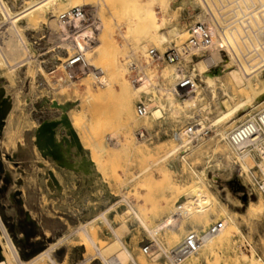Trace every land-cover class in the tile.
<instances>
[{"label": "bare ground", "instance_id": "1", "mask_svg": "<svg viewBox=\"0 0 264 264\" xmlns=\"http://www.w3.org/2000/svg\"><path fill=\"white\" fill-rule=\"evenodd\" d=\"M64 1L68 3L65 9H62L63 11L60 12L61 8L59 6ZM81 1L31 0L25 5L23 4L24 6L23 8L21 7V10H15L11 5L9 6L7 4L6 0H0V15L2 16L0 35L1 33L8 32V35L11 36L10 40H12L4 48L2 36H0V69L6 68L9 71L8 74L12 75V80L17 74V67L21 65H27L29 73L33 77H35L38 71L47 78L52 76V73H48L41 65L35 68L32 67L31 63L36 58L25 35V30L29 27L33 28L34 22L39 24L41 21L47 19L48 11L52 13L48 21L53 26V30L49 36L54 44L69 51V55L83 54L86 65L94 68L91 75H89L92 80H88L86 77L80 79V81H84L86 92L89 95L84 99L78 98L72 102H60L58 104L59 101H57V105L59 106H56L61 111L60 114L47 119L35 127L34 142L43 158L50 157V159L52 158L62 168H71L82 175L91 177L94 172L92 169L94 162L83 156L82 144L84 147L90 146L89 148L92 149L93 153H98L97 155H99L108 152L110 147L108 144L111 141V145L117 151V154L118 152L130 150L140 160L141 165L140 163L139 165L141 167L132 176V180L137 181V185L147 191L150 187L157 184L156 174L159 175L162 182L165 181L171 184V174L174 171L166 168L165 166L167 164L179 162L182 165H186L182 161L181 155L179 156L181 147L175 145V143L168 148L167 142L163 141L158 144L156 143V148H150L148 143L152 139L153 131L158 132V129H155L161 120L171 118L175 121L181 120V122L187 123L197 122L201 125H205L206 120H210L211 128H216V130L214 131V135L212 134L213 136L209 137L208 141L213 142L216 137L218 139L217 143L212 147L213 155H211V159L218 157V152L223 149L220 146L222 143L224 150L227 147L230 151L224 152L228 165L236 158L238 159L237 162H239L241 170L248 177L253 178L255 175L254 169L258 168L261 173V178L264 181V126L261 125L260 133L257 137L250 139L249 142L239 147L232 146L228 141V134L233 128H236L245 120H254L257 113L264 109V69L262 68L264 66V12L260 14L253 13L250 10L253 0H224V31L219 34L216 33L212 24H207L205 11L208 8L205 6L204 0H193V2L186 0V5L190 7L189 11L196 14L197 18L195 22L207 24L211 29L212 43L207 49H203L198 44L189 46L191 55L197 57L194 61V73L192 76H202L203 78L205 77L204 79L208 78L209 85L199 87L193 96L188 95L183 98H179L173 92V88L177 78L185 74V70L192 68L189 64H184V67H181L182 69L172 68L173 70L170 72L163 70L162 73L168 78L169 82L164 84L160 81L159 85L155 83V80L159 79L160 75L153 72L150 68L151 62L153 64V61H155L150 57L151 50H157L156 48L160 50L161 47L166 45L169 47L174 43L181 45L191 37V31L189 29H181L177 23H173L165 15V12L170 7L169 0H125L132 15L131 23L128 25L127 31L121 34L128 41L132 40V37L134 38L132 40L134 42H130L133 44V47L129 54L124 50V46L118 44L115 32L112 31L110 26L111 21L108 22L109 19L97 20V23L95 22L94 25L89 24L84 27H82L81 19L76 16H71L65 22L60 20V16L63 13H68L75 7H82L80 6ZM110 1L102 0L101 3L95 4V9L99 16L104 14V6H107V3ZM209 1L213 7L212 9L215 12L218 11L219 4L222 0ZM235 4L237 5L235 6ZM156 7L164 11L161 18L158 16ZM235 8L239 11L238 14L242 15V18L235 24L230 25L226 22L227 19L225 18L228 17L226 15L229 11ZM110 10L114 16V11L117 10L116 7L110 8ZM23 20H27V25L21 23ZM221 49H224V58L219 52ZM138 53L143 56L147 64L144 66V69L142 68L141 74L133 76L134 82L137 85L134 83V85L131 84L132 86H130L127 79V71L128 69L131 70L133 55ZM126 60L129 61L126 63ZM221 61H224V73L222 76L216 78L215 73H209V69L212 65H216ZM259 64L261 65L258 66ZM182 70L183 72H181ZM52 78L54 77H51L50 83L55 93L71 86H75V90H78L75 82L63 83L60 81V77L54 78V81H51ZM33 85L35 84L32 82L31 92ZM8 88L6 81H4V75L0 71V117H9L8 119L10 120L17 102L22 103L23 101H28L31 93L24 94L23 92H19L17 95H13L15 92L13 94L11 92L10 94ZM114 95L122 99L120 115L125 110L128 111L126 109L127 105L131 104L134 98L143 99L150 113L145 117L146 121L141 125L140 129L146 131L148 136L140 139L136 137V131L134 134L125 131L126 127L135 122L138 123V118H131L130 121L121 123L120 128H117L118 130H110L113 122L106 111L107 106L105 105L108 99L111 96L114 97ZM79 106L83 107L81 111L75 112L74 110L71 115L69 114L68 109L70 107L76 108ZM213 113H215L213 117H208V114ZM9 120L6 121V124L10 122ZM201 125L197 127V130H200ZM132 128L134 127L132 126ZM61 130L66 131V135L62 137L63 139L59 135ZM122 131L123 138L120 135ZM80 132L84 134L83 140L82 138L80 139ZM5 133L7 134V130H5ZM106 138L109 140L108 144L105 141ZM63 141H66L68 145L65 146L66 143L64 144ZM26 144H20L19 151H25ZM201 147L203 146L199 148ZM199 148L191 154L190 157H194L192 159H197L198 156H201L197 152L200 150ZM72 151L78 154L80 159L72 162L70 159ZM161 152L162 154L159 155ZM190 159L186 157V162L191 168L189 170H191L190 173L193 174L196 183L190 186L184 184L171 185L174 187V191L183 194L184 197L180 202L175 203L176 205L172 207L170 213L168 215L166 214L167 216L156 226L150 228L142 216V211L139 208H135L128 197L125 199L129 204L128 211L149 231L154 244L165 242L161 238L163 233L165 236L177 239L182 233L186 234L190 231L200 232V228H206L211 219L216 218L219 213L223 212L225 217L220 221L224 225L223 230L216 236H210L202 243V250H211L212 247L219 245V242L216 243L217 238L222 239L234 229H237L239 232L240 224L237 217L221 203L219 200L221 197L218 198L219 196L214 192L215 177L211 178L208 175L207 169L209 167L196 169ZM208 163L211 164V162ZM217 164L222 167L225 163L218 159ZM40 165L41 168L39 171L43 169V172L37 177L42 188L46 187V178L48 175L51 176L53 181H58V179H55L54 171H48V166L44 163ZM22 174H25V172ZM18 183L19 186L26 188V185L22 181ZM261 188L264 191V186ZM252 206L248 207L246 213L249 212L250 214V211L253 212V207L256 209L255 206ZM261 209L259 208V210ZM255 212L253 214H256ZM107 213H100L101 219L111 230L115 241L122 247L121 250L110 259L108 256L110 252L108 241L101 240L97 237L95 225L93 223L81 224L75 230L78 235H82L79 247L85 249L83 260L79 264H86L93 256H98L103 264H138L132 252L123 241V236L127 231L125 224L127 218L125 213L120 214L123 220L120 226H114ZM64 240L65 238L60 239L49 249L29 261H24L6 225L3 223L0 214V248L6 257L0 264H63L56 260L54 249ZM244 257L246 258L247 255ZM145 258H141L142 264H147ZM152 261L156 264L160 260L155 258ZM258 261L260 262L262 260L259 259ZM259 262H253V264H261Z\"/></svg>", "mask_w": 264, "mask_h": 264}, {"label": "rangeland", "instance_id": "2", "mask_svg": "<svg viewBox=\"0 0 264 264\" xmlns=\"http://www.w3.org/2000/svg\"><path fill=\"white\" fill-rule=\"evenodd\" d=\"M28 1L31 0H6L7 4L9 6L11 5L15 10H21ZM101 2L102 0H82L80 6L84 7L91 21L97 23V20L109 19L108 22L111 21L110 26L112 31L115 32L118 44L124 46V50L129 54L133 47L132 43L134 41L132 42V40H134V38L132 37V40L128 41V39L123 38L121 33H125L128 25L131 23V10L128 9L125 0H111L107 3V6H104V14L99 16L95 9V4ZM169 2L171 8L169 7L165 15L170 18L173 23H177L181 29H190V26L196 21L197 17L196 14L189 11L190 7L186 5V0H169ZM191 2H193V0H191ZM67 3L68 2L64 1L59 6L61 8L60 12L63 11L62 9H65ZM113 7L117 9L114 11V16L110 10V8ZM156 11L161 18L164 11H161L159 7H156ZM50 13L49 11L47 12V19L41 21L39 24L34 22L33 28L29 27L25 30L30 48L36 58L33 63H31L32 67L35 68L41 65L48 73L54 72L51 66H61L62 61L69 56V51L55 45L50 39L51 37L49 35L53 30V26H51L48 21L52 16V13ZM128 19L130 20L128 21ZM0 22H2L1 15ZM21 23L27 25V20H23ZM0 36H2L3 46L6 48V46L10 44L9 42H12V40H10L11 36L8 35V32L1 33ZM179 46L180 45L174 43L169 47L166 45L161 47L160 50L159 48L156 49L163 54L169 49ZM196 59L195 57L194 60ZM132 60L137 62L139 67L143 69L147 64L146 60L139 53L133 55ZM127 61L129 60H126V63ZM153 62V64L151 62L150 68L153 72L160 75V78L155 80V83L158 85L160 81L164 84L169 82L168 78L163 75V70L165 72L166 70L170 72L173 69H182L184 64H188L178 63L173 65ZM45 65H47V68ZM21 66L17 67V74L13 77V80L11 79L12 75L8 74L9 71L6 70V68L0 69L1 73L4 75L6 86L7 88L9 87L8 91L10 94L11 92L12 94L15 92L13 95H17L19 92H23L24 94L31 93L28 101H23L22 103L17 102L11 119L9 120V117H6L7 119L5 118L6 121L9 120L10 122H8L4 130L0 132V156L4 161V167L2 170L0 169V214L13 242L18 248L21 258L24 261H29L43 251L49 249L60 239L65 238V240L54 249L56 260L63 264H79V262L83 260L85 249L79 247L82 235H78L75 232L76 227L81 224L93 223L97 231V237L101 240L108 241V248L110 251L108 256L111 259L122 247L115 241L113 234H111V230L101 219V214H106L108 212L107 215L114 226H120V224L123 223L120 214L125 213L127 218L125 221L127 231L123 236V241L137 260L136 262L142 264L141 258L143 259L146 257L147 264H155L152 259L146 256L142 251L144 247L154 244L153 238L145 226L128 211L129 204L125 198L128 197L134 207L142 211V216L147 221L148 226L152 228L163 220L170 213L172 207L184 197L183 194L174 191V187L172 186L176 184L190 186L196 183L193 174L190 173L191 170H189L187 165H182L179 162L167 164L168 166L166 165L165 167L174 171L171 174V184L165 181L162 182L159 175L156 174L157 184L146 191L142 189L141 186L139 187L137 185V181L132 180V176L136 174L141 167L140 160H138L137 156L131 153L130 150L118 152L117 154V151H115L114 147L111 145V141L109 143L107 138L105 141L107 144L109 143L108 145L110 147L108 152L104 154L97 155L98 153H93L92 149L89 148L90 146L84 147L82 144L83 156L94 162V164H92L94 172L91 177L82 175L71 168H62L55 163L52 158L50 159V157L43 158L34 142L35 127L47 119L60 114L61 111L57 109V106H59L57 105V101H59L58 104L60 102H72L78 98L84 99L89 94L86 92L84 81L80 80L76 83L78 90H75V86H71L66 87L62 91H58L59 93H55L50 83V79L54 75L47 78L38 71V75L36 74L35 77H33L29 73L27 65ZM135 75V71L128 69L127 79L130 86L135 83L133 79ZM85 77L88 80H92V78H90L91 76H84L83 78ZM51 81H54V78H52ZM32 82L35 85H33V90L31 92ZM135 85H137V83H135ZM140 101L144 102L143 99L134 98L133 102L127 105L126 109H128V111L125 110V112L120 115L122 99L119 96H111L106 102L108 105H105L107 106L106 111L113 122L110 130H118L121 123L130 121L131 118L137 119L135 107ZM82 109L83 107L81 106L76 108L70 107L68 112L71 115L74 110L75 112H79ZM138 120V123L135 122L126 127L125 131L134 134V132L146 121L145 118ZM186 124L187 122H181V120L175 121L171 118L161 120L160 124L155 129H158L157 133L159 134L153 131L152 139L148 143L150 148H156L155 145L163 141L167 142L166 144L169 146L168 148H170L171 145H174L172 140L173 132ZM132 126L134 128H132ZM5 130H7V134ZM214 133L213 131V133L205 137L206 141L203 142L205 144H201L203 147L199 148L200 150L197 151L198 155H203L204 157L202 156L201 158V156H198L197 159H192L194 158L192 156L190 157V161L196 169L209 167L207 169L208 175L211 178L215 177V186L213 190L216 195L219 196L218 198L221 197L219 199L221 203L237 217L240 230L238 232L237 229H234L230 232L231 234L229 233L230 235L227 234L222 239L217 238L216 243L219 242V245L212 247L211 250H202L198 256L192 258L187 264H253V262H259V259L264 261V191L261 188L264 186V181L261 178V173L258 168H255L254 177H248L247 174L241 170L240 164L237 162L238 159L236 158L228 165L226 163V156L224 155L226 152L230 151L227 147L224 150V145L222 143L220 146L223 149L218 152V157L216 159H211V155H213L212 147L217 143L218 139L216 137L213 142L208 141V139L212 137ZM59 135L61 138L64 137L66 131L61 130ZM120 135L121 138H123V131ZM81 138L82 140L84 139V134L80 132V139ZM63 142L64 144L66 143L65 146L68 145L66 141ZM23 143H27L25 151H19V146ZM161 154L162 152L159 155ZM70 159L74 162L76 159H80V156L72 151ZM218 159L225 163L222 167L218 166ZM208 162H211V164ZM41 163L48 166V171H54V176H56L55 179H58L59 182L53 181L51 176L48 175L46 178V187L42 188V186H40L38 177L40 173L42 174L43 172V169L39 171ZM3 170L8 171L11 178H8ZM24 172L25 174H22ZM19 181H22V183L26 185V188L19 186ZM159 181L161 182L159 183ZM251 205L255 206L256 209L252 206L253 212L250 211V215L249 212H246ZM259 208L262 209L259 210ZM254 211H256V214H253ZM224 217L225 215L223 212L219 213L216 218L208 222L206 228H200L199 231H205L210 225L220 222ZM184 235L185 233H182L181 236L176 239L165 236L163 233L161 238L165 242H170L169 244H174L180 241ZM23 255H25L26 258L23 257ZM243 255H247V257L245 258ZM197 258L198 260H196ZM5 259L6 257L0 248V262ZM262 261L259 263L264 264ZM164 263L168 264L164 260H160L156 264ZM86 264L103 263L98 256H93Z\"/></svg>", "mask_w": 264, "mask_h": 264}, {"label": "built area", "instance_id": "3", "mask_svg": "<svg viewBox=\"0 0 264 264\" xmlns=\"http://www.w3.org/2000/svg\"><path fill=\"white\" fill-rule=\"evenodd\" d=\"M207 16V24H212L219 34L224 31V0L219 4L218 11H214L209 0H204ZM237 4H235L236 6ZM250 10L253 13L263 14L264 12V0H253ZM238 10L235 8L231 9L226 15L227 23L230 25L238 22L242 15L238 14ZM71 16H76L81 19L82 27L89 24L94 25V21L90 20L89 14L86 12L84 7H75L68 13H63L60 16V20L68 21ZM207 24L195 22L190 26L191 37L188 41L181 44L179 47H173L165 53H160L157 50H151L150 55L155 60V62L163 64H178V63H188L192 68L185 70V74H182L177 78L174 85L173 92L179 97L183 98L188 95H194L199 87L208 86V78L204 79L202 76L193 77L194 73V58L196 56L191 55L189 46L192 44H198L203 49L210 47L212 43L211 29ZM224 58V49L219 51ZM197 58V57H196ZM259 64L258 66H260ZM63 66V67H62ZM47 68V65H45ZM54 72H52L53 77L56 79L60 77V81L63 83H77L84 76L91 75L94 68L87 66L85 63V58L83 54L69 55L63 61L61 66H51ZM264 69V66L262 67ZM131 69L136 72V75L141 74L142 68L139 67L137 62L133 61ZM183 72V70L181 71ZM209 73H215V77L218 78L224 73V61L216 65H212L209 69ZM146 103L140 101L136 104L135 114L138 119H144L149 115ZM215 113L208 114V117H213ZM201 125L197 122L187 123L183 127L177 128L172 134V140L175 145L181 147L182 161L188 166L186 162V157L190 159L191 154L203 144L205 137L213 133L216 128H211L210 120H206L205 125H201L200 130L197 127ZM264 126V109L257 113L254 120L248 119L240 123L236 128H233L228 134V141L234 147H239L250 139L257 137L260 133V127ZM148 136V133L143 129H137L136 137L143 139ZM223 223L216 222L209 226L206 231L197 232L190 231L184 235V237L174 244H169L167 242H161L160 244H151L142 249L143 253L150 259L158 258L159 260H164L168 264H187L192 258L196 257L202 251V243L207 240L210 236H216L223 230ZM250 246V245H249ZM261 260V259H260Z\"/></svg>", "mask_w": 264, "mask_h": 264}, {"label": "water", "instance_id": "4", "mask_svg": "<svg viewBox=\"0 0 264 264\" xmlns=\"http://www.w3.org/2000/svg\"><path fill=\"white\" fill-rule=\"evenodd\" d=\"M5 118H6L5 116H1L0 117V132H2L4 130V128H5V126H6ZM3 167H4V161H3V158L0 156V169L2 170ZM3 171L6 173L8 178H11L10 173L8 171H6V170H3Z\"/></svg>", "mask_w": 264, "mask_h": 264}, {"label": "trees", "instance_id": "5", "mask_svg": "<svg viewBox=\"0 0 264 264\" xmlns=\"http://www.w3.org/2000/svg\"><path fill=\"white\" fill-rule=\"evenodd\" d=\"M23 257H25V258H26V256H25V255H23Z\"/></svg>", "mask_w": 264, "mask_h": 264}]
</instances>
